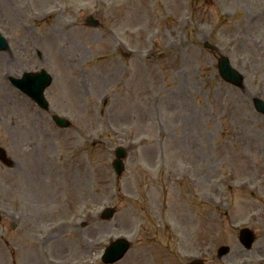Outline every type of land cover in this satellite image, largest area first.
<instances>
[{
  "label": "rangeland",
  "instance_id": "rangeland-1",
  "mask_svg": "<svg viewBox=\"0 0 264 264\" xmlns=\"http://www.w3.org/2000/svg\"><path fill=\"white\" fill-rule=\"evenodd\" d=\"M0 29V146L14 160L0 162V264H105L103 248L121 235L131 246L110 264H256L264 0H0ZM218 54L243 86L220 78ZM39 68L52 76L48 111L7 79ZM243 225L257 236L248 252ZM220 244L230 250L218 258Z\"/></svg>",
  "mask_w": 264,
  "mask_h": 264
},
{
  "label": "water",
  "instance_id": "water-1",
  "mask_svg": "<svg viewBox=\"0 0 264 264\" xmlns=\"http://www.w3.org/2000/svg\"><path fill=\"white\" fill-rule=\"evenodd\" d=\"M207 45V44H206ZM7 44L4 40H2L0 38V49L2 48H6ZM217 67H218V72L220 73V75L227 81H230L236 85H241L242 83V76L241 74H239L230 64L229 61L227 59V57L225 56H220L218 58V63H217ZM42 74V80L41 78H39L40 80L38 81V87H39V83H40V89L38 90V87H35V84L31 83V88L32 90H28L25 89L26 91H28L30 94H34L35 98L37 100H39L43 106L45 105V102L42 98V89L44 88L45 85H47L50 81V76L46 73V71L41 70ZM38 76V75H37ZM36 79V76H28L27 80H29L30 82L34 81ZM21 85L23 87H25V83L24 80L21 82ZM254 105L256 107L257 110L264 112V104L261 100L258 99H254ZM62 125H66L67 122L66 121H61L59 122ZM123 155V151L122 150H118L117 151V156H122ZM0 157L3 158L4 160V151L0 148ZM5 161V160H4ZM119 159L117 158L115 160V164L116 167H119L120 163H119ZM121 170V167L117 169V172L119 173ZM108 213L104 214L107 215ZM240 240L246 245L249 246L251 240H252V234L250 233V231H248L247 229H242L240 231V235H239ZM128 243L125 240H118L114 243H112L104 252L102 259L104 261H113L117 258H119L122 253L124 252V250L127 248ZM227 251V247L223 246L219 249V254H222L224 252ZM194 263H199L198 261H194Z\"/></svg>",
  "mask_w": 264,
  "mask_h": 264
}]
</instances>
